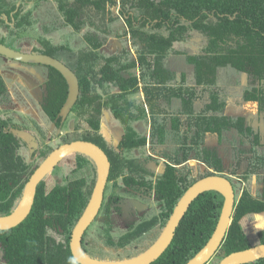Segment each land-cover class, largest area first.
I'll return each mask as SVG.
<instances>
[{
    "label": "trees",
    "instance_id": "16d2710c",
    "mask_svg": "<svg viewBox=\"0 0 264 264\" xmlns=\"http://www.w3.org/2000/svg\"><path fill=\"white\" fill-rule=\"evenodd\" d=\"M16 1L0 0V20L8 26L7 20L11 22L12 18L24 25H34L45 18L55 23L52 27L47 26L49 31L55 30L60 22L64 27L84 30L88 49H76L70 42L43 40L48 50L55 54L60 48V59L79 77L80 94L71 110L72 119L83 120L98 130L104 111L108 110L111 116L127 125L126 138L135 139L130 134H134L133 124L141 121L148 123L150 115L161 142H165L164 137L169 130L165 119V125L158 127V101L164 95L170 97L176 94L182 105V113H190L193 160L222 170V157L217 155L216 150L201 149L200 143L208 133L217 134L223 141L226 133L232 137L233 128L237 129L233 117L220 113L219 77L234 71L253 75L264 82V0H54L57 2L56 9L45 13L41 11L45 9L42 2L49 0H37L33 9L26 10L25 5H17ZM115 7L119 8V15L114 12ZM52 11L57 16H53ZM123 21L132 36L139 35L140 39L134 40L133 52L125 44L121 49L108 52L105 47L112 37L126 35L122 28ZM116 29L123 34H117ZM194 35L202 38L203 46L198 53L186 55L193 81L175 89L170 85L175 75L168 66H164L165 62L168 63L176 44ZM101 49L107 51L109 57L100 54ZM179 54L183 53L177 51L174 56ZM50 70L55 87L53 110L56 111L67 99L68 84L59 71L53 67ZM0 79V89L3 90V77ZM205 94L211 102L198 109L195 101ZM246 99L258 101L264 110V87L258 95L249 93ZM179 119L173 120L172 127H178ZM78 139L90 140L100 146L104 143L98 132L93 135L90 131H75L65 136L64 142ZM251 140L252 143H259L258 136ZM132 141L137 142L124 146L135 149L145 145L137 138ZM78 157L89 160L84 155ZM186 159L187 155L184 157ZM126 166L132 173L147 171L137 163ZM95 167L87 176H66L64 186L60 187L59 199L57 194L47 199L46 218L45 213L34 209L19 225L0 230V264H80L71 252L70 237L88 203L96 180ZM168 172L161 188L173 190L178 178L174 168ZM214 173L205 171L199 175L193 174L191 182L193 184ZM189 186L184 185L183 192ZM247 199L241 200L236 217L264 209L258 201ZM18 200L19 197L14 205L0 208V214H10ZM223 201L224 196L216 190L200 194L191 203V225L187 229L183 226L182 232L178 233L181 239L177 238L159 259L150 264H186L211 238ZM53 222L60 225L59 243L50 229ZM184 230L188 232V238H184ZM225 238L220 247L225 254L250 246L236 221L231 223ZM172 253H175V260L171 259ZM245 264H264V258Z\"/></svg>",
    "mask_w": 264,
    "mask_h": 264
},
{
    "label": "flooded vegetation",
    "instance_id": "af4514ba",
    "mask_svg": "<svg viewBox=\"0 0 264 264\" xmlns=\"http://www.w3.org/2000/svg\"><path fill=\"white\" fill-rule=\"evenodd\" d=\"M25 1L26 0H17L16 4L25 5L24 10H26L31 0ZM12 20L11 22L7 20L9 26L2 23L0 20V32L6 34L8 41L19 40V37L28 40V33L27 36H24L22 30H17L15 28V30H13L11 26L12 22L18 20L13 18ZM23 26L24 25H22V27ZM120 33L121 35L123 34L121 31ZM124 38L125 37L122 36L119 39L123 40ZM43 40H45V38H42L38 45L35 44L36 46L30 51L22 50L25 49V46H31L27 43L31 42L34 45V43L29 40L21 49L15 48V50L22 53L47 54L60 61V48L57 49L58 51L55 54L52 50H48ZM53 42L60 43L56 40ZM86 48L88 49L89 47ZM1 57L4 62H0V77H3L5 88L3 90L0 89V208L14 205L17 197H19L11 213L18 207L26 184L49 155L56 150L61 143H67L64 142L65 136L68 137V135H72L75 131H90L93 135L98 132L104 142L101 147L107 153L111 166L104 190L101 209L92 222V224L96 222L98 225L93 229L91 224L85 230L82 236L83 250L97 259L113 261L132 259L147 252L149 248L164 236L166 228L175 213L176 206L186 192V190L184 192L182 190L184 185H192V157L194 152L192 149L193 130L190 113H182L179 115L180 119L177 122L179 124L177 128L174 126L172 127V122L171 124L169 121L166 122V127L169 132L165 134V142H161L160 135H158L155 129L156 125L152 122V116L148 115V123L144 121L139 123L135 122L133 124L134 134L130 132L131 138L144 141L145 145L135 149L127 147L124 146V144L133 143L135 145V142H137L132 141L135 139L126 138L127 125L120 126L114 133L112 132L111 126L101 129L102 121L105 120L110 124L112 120H117L110 115L108 110L104 111L101 125L98 130H95L91 124L83 120L69 119L71 111L68 116L62 120L60 116L62 106L56 111L53 110L52 100L55 98L53 96L55 87L53 79L51 78L50 67L52 66L30 61L24 62L9 58L0 53V59ZM7 59L14 62V67L30 66L29 72L36 76L34 81L31 80L32 78L30 79L32 82L30 86L33 87L29 90L31 95L29 94L27 97L21 95L18 99L12 96L9 84L7 83L8 80L12 79V76L9 73H3L4 63H6ZM37 65L44 66L45 69L40 70L37 68ZM247 75L250 76V82L240 87L233 95L231 101L227 98V93L225 94L223 91V94H221V90L225 87L221 85L218 86V96L220 104H222V111L220 113L233 117V113H228L231 109L229 102H232V110L237 109L235 112L241 119H245V125H247L246 121L253 117L251 114H247L244 111L247 104H257L259 113H264L258 101L246 99L249 93L258 95L260 89L264 87V82L259 81L258 78L253 75ZM30 86H28V88ZM39 87H41L42 93L33 94L32 92ZM176 102H179L180 108H182L181 102L179 100ZM16 113H20L21 116L17 118L15 116ZM236 120L237 119H234L237 128H233L235 130L234 136L231 137L230 134L226 133V139L224 141L219 140L217 145L211 141L200 143L201 149L216 150L217 155L222 157V170L212 169L203 162H201V164L204 166L206 172L219 173L226 176L232 182L235 191V208L232 215V223L236 221L240 226L250 244V246L247 247L249 248L264 243V227L258 229L257 238L254 237V241H252L249 239L243 221L247 217L264 214V209L255 213L245 214L241 217H236V209L241 200L245 198L258 201L261 203L260 205L264 206V153L262 152L263 148H261L264 146V137L263 131L260 129L263 122L262 120L253 121L255 128L247 127L241 132ZM82 122L85 123L83 127L80 126ZM65 123L66 127L64 128ZM157 124L158 127H160L159 122H157ZM163 125H165L164 122L162 123V126ZM248 130L251 131L248 133ZM109 131L112 132L111 135ZM255 136L259 138L258 144L251 142V139H253V141L255 140ZM163 147L171 148L162 151ZM74 154L76 156L72 167V169H74L70 171L67 176H87L93 171L92 168L96 166L94 161L88 156L89 160L78 157V155L83 154ZM185 155L188 156L186 160H184ZM117 159H119L120 166L118 165ZM130 163L141 164L147 171L132 173L131 169L126 166ZM87 168L89 169L87 170ZM172 168L175 169V176L178 178L174 185V189H162V183L167 179L169 175L168 171ZM95 171L97 179L96 167ZM65 179L66 176L63 164L58 161L37 184L35 200L30 214L34 209H38L42 213H45L44 217L46 218L47 199L54 197L55 194H57L59 199L60 187L64 186ZM94 185L95 183L92 185L89 199L93 192ZM240 188L241 193L238 196ZM37 201L39 202L38 204ZM192 215L193 212L190 205L175 229L174 236L168 245L169 248L177 238L181 239L178 233L182 232V227L185 226L187 229L191 225ZM50 229L53 230V236L59 243L60 225L57 222H53L51 223ZM183 236L184 238H188V232L186 230L183 231ZM168 247L157 259L169 249ZM95 249H98L100 253ZM220 251H223L222 248ZM175 253H172V260H175ZM180 254H182V251H180ZM226 255L228 254L223 253L221 259Z\"/></svg>",
    "mask_w": 264,
    "mask_h": 264
},
{
    "label": "water",
    "instance_id": "95a60500",
    "mask_svg": "<svg viewBox=\"0 0 264 264\" xmlns=\"http://www.w3.org/2000/svg\"><path fill=\"white\" fill-rule=\"evenodd\" d=\"M0 53L9 58L20 61H30L49 65L57 69L68 84V96L60 110V116L64 120L77 102L80 94V83L77 74L61 60L42 53H22L0 42ZM79 153L91 158L97 169V179L93 192L78 222L71 233L70 247L73 257L80 264H150L156 260L170 244L175 229L177 228L185 211L191 203L202 193L216 190L224 196L221 213L215 230L197 254L186 264H208L218 253L227 231L232 223V215L235 208V191L232 182L224 175L215 173L195 181L179 200L175 213L166 228L164 236L157 241L147 252L128 260H103L90 256L83 250L82 236L85 230L92 224L98 215L104 198V190L110 173V160L105 150L90 140H72L61 143L42 165L34 172L26 184L22 199L18 207L8 215H0V230H7L22 223L30 214L36 194V186L44 178L58 161L67 156ZM196 163V160H193ZM264 258V243L249 248L234 251L220 259L218 264H245Z\"/></svg>",
    "mask_w": 264,
    "mask_h": 264
},
{
    "label": "rangeland",
    "instance_id": "374dc122",
    "mask_svg": "<svg viewBox=\"0 0 264 264\" xmlns=\"http://www.w3.org/2000/svg\"><path fill=\"white\" fill-rule=\"evenodd\" d=\"M37 3V0H31L29 2L28 8L33 9L35 6V4ZM42 4L44 5L45 9L41 10L44 13L48 12L49 10L51 11L52 9H56L55 7L57 6V2H55L54 0H49L48 2H42ZM35 15V13H34ZM52 15L53 16H57V14L55 12L52 11ZM123 24V23H122ZM22 22L19 21H14L12 22V27L13 30L17 29V30H22L23 35L27 36L28 33V40L32 41L34 43V45L30 42L27 43V39L23 38L21 39L19 37V40L16 41H8L6 34L0 32V40L2 43L6 44L7 46L13 48V49H21L23 45H25V43L30 44L31 46H25V49L22 50H26V51H30L32 50V48L34 46H36L35 44L38 45V43H40L39 41L42 38L48 39V40H52V41H59V42H64V43H68L70 42L71 45L76 48V49H81L82 47H86L88 44L84 39V30L81 31H76L74 30L72 27L68 26V27H64L63 25H61V22L58 23V25L56 26L55 30H51L49 31L47 29V26L52 27V25H55V23H53V20H48L43 18L42 20L40 19L38 21L37 24L34 25H24L22 27ZM15 28V29H14ZM122 28H124V30L126 31V35L124 37H126L125 39H120L124 44L129 45L133 48V43L134 40H139L140 36H132V34L128 31L127 26H122ZM48 31V32H46ZM120 31L119 29H117V32ZM44 32H46V35L44 34ZM137 34H141V33H137ZM14 37V36H13ZM12 39V38H11ZM10 39V40H11ZM27 40V41H25ZM112 41L110 42L109 45H106V49H110L111 45H112ZM119 41V40H118ZM110 46V47H109ZM203 46V41L202 38L199 36H192L190 37L187 41L180 43V44H176L174 46V52H172L170 54V56H174L176 54L177 51L183 52V54H179L176 57V60H174V62L172 63V67L170 65H168V63L165 62V65L172 68L171 70H169L170 72H173V74L175 75V79L172 81V86H178L181 81H180V76H179V67L185 66L188 67L187 65V61H186V55H190V54H195L199 52V49ZM120 47V45H119ZM107 51L105 50H100V54L109 57V55L106 53ZM111 52V51H108ZM179 58V59H178ZM2 59V60H1ZM0 62H4L3 58L1 57ZM13 61H10L7 59L6 63H4V69H3V73L7 74L9 73L12 76V79L8 80L7 83L9 84V89L10 92L12 94V96L16 97L17 99L20 98L21 95H23V97H27V95H29V90L32 89L33 87L30 86V84L32 83L30 81L31 80H35L36 76L35 74H31L30 71V66H20V67H14L13 66ZM37 68L42 70L45 69L44 66H40L37 65ZM165 68V67H164ZM168 71V70H167ZM42 72V71H41ZM43 73V72H42ZM229 73H231L230 75H228V79L225 80L226 83H228V88L223 89L224 93H227V98L231 101L233 98V95L240 89V87H242L243 85L247 84L250 82V76L245 74V73H241V72H234V71H229ZM220 80L224 79L223 76L219 77ZM39 83V81H38ZM28 86H30L28 88ZM200 89V88H199ZM33 94L36 93H42L41 91V87L37 88L36 90H34L32 92ZM31 95V94H30ZM175 97V94L173 95ZM232 96V97H231ZM229 104L231 105V109L230 111H228V113H233V121L234 119H237V123L239 125L240 131L242 132L244 129H246L247 127H253L254 123L253 121H258V120H262V122L264 123V113H259L258 111V105L257 104H252V105H246V108L244 109L245 113L247 114H251L253 117L249 120L246 121L247 125H245V119H241V117L235 112L237 109H233V103L229 102ZM38 108V107H37ZM39 109V108H38ZM134 114V113H133ZM109 115V114H108ZM15 116L17 118H19V116H21L20 113H16ZM237 116V117H236ZM69 119H72V115L70 114ZM24 121H27L25 119H22ZM262 123V124H263ZM83 125H85L84 122H82L80 124L81 127H83ZM111 126L112 127V132L114 133L115 130H117V128H119L120 126H125V123L123 124L122 122L118 121V120H112L110 122V124H108L105 120L102 121V126L101 129H104L105 127ZM66 127V123L64 125V128ZM260 129L263 131V137H264V125H262L260 127ZM111 131H109V134H112ZM71 134V133H70ZM212 136V135H210ZM212 137H216V136H212ZM207 141H211L214 142L213 138L211 137H206ZM171 147H163L162 151L164 149H168ZM261 148H263V153H264V146H262ZM75 154H71L69 156H67L65 159H63L61 162L63 164L64 167V173L65 176L68 175V173L70 171H72V167L74 164V160H75ZM235 158V157H234ZM193 174L199 175L201 173L205 172L204 166L199 163H193ZM89 168H87L88 170ZM242 188V186H241ZM241 188L238 191V196L241 193ZM97 223L94 222L92 224V228H96L97 227ZM243 225L246 228V232L248 233L249 239H251L252 241H254V237L257 238V231L258 229L264 227V214L261 215H255V216H251V217H247L244 221H243ZM97 252L98 249H95ZM100 253V252H99ZM223 255V251H219V253L208 263V264H218V262L220 261L221 257Z\"/></svg>",
    "mask_w": 264,
    "mask_h": 264
},
{
    "label": "crops",
    "instance_id": "0c3cea01",
    "mask_svg": "<svg viewBox=\"0 0 264 264\" xmlns=\"http://www.w3.org/2000/svg\"><path fill=\"white\" fill-rule=\"evenodd\" d=\"M114 12H115V8H114ZM119 12V8H118V10H117V13ZM123 24H122V26H124V25H126L125 24V22L123 21L122 22ZM117 30V29H116ZM120 30H122V28L120 29ZM84 33V32H83ZM116 33L118 34V33H120V32H117L116 31ZM196 36V35H195ZM111 40H113L112 41V45H111V48L110 49H106V50H108V51H110V50H112L113 52L114 51H116V50H118V49H121L122 48V46L124 45V43L118 38V37H112L111 39H110V42H111ZM119 40V41H118ZM110 42H109V44H110ZM108 44V45H109ZM120 45V47H119V45ZM183 53V52H182ZM185 56H186V54H185ZM176 57L177 56H169V58H168V65H170L171 67H172V63L174 62V60H176ZM167 63V62H166ZM189 63L187 62V65H188ZM164 66H166V65H164ZM170 70L172 69V68H170V67H168ZM178 70H179V76H180V81H181V83L182 82H185V83H182V85L181 84H179L178 86H175V87H173L171 84V86L173 87V88H175V89H177L178 87H182V86H184L183 84H188V83H191L192 81H193V78H192V75H191V72H190V66L188 65V67H185V66H182V67H179L178 68ZM231 73H227V75H224L223 76V78L224 79H222V80H220L219 81V84H218V86L219 85H221V86H223V87H225L224 89L226 90V88H228L229 86H228V83H226L225 82V80L226 79H228V75H230ZM217 86V87H218ZM172 96H170V97H168V96H166V95H164L163 97H161L160 99H159V101H158V109H160L159 110V115H158V119H157V122H159V125H160V127L162 126V123H163V121H164V119H165V122H170V124H171V122L173 123V120H175V119H177V118H180V114H182V111H181V108H180V105H179V102H176L177 100H178V97L176 96V94H175V97L173 96L174 94H171ZM210 101V98L205 94L204 95V97L201 99L200 98V100L199 99H197L196 101H195V105L196 106H198L199 108L198 109H201V108H203V106L206 104V103H208ZM161 122V123H160ZM263 125V124H262ZM210 135H212V136H216V137H212V136H210ZM206 137H211V138H213V140H214V143H215V145H217V143H218V141L221 139V137H220V139H219V136L217 135V134H210V133H208L207 135H206ZM206 137L202 140V142L201 143H203L204 141H207L206 140ZM224 141V140H223ZM194 163V162H193Z\"/></svg>",
    "mask_w": 264,
    "mask_h": 264
},
{
    "label": "clouds",
    "instance_id": "9594fccd",
    "mask_svg": "<svg viewBox=\"0 0 264 264\" xmlns=\"http://www.w3.org/2000/svg\"><path fill=\"white\" fill-rule=\"evenodd\" d=\"M117 10H118V7H115V13L119 15V12L117 13ZM119 32H120V31H119ZM125 38H126V37H125ZM125 38H124V39H125ZM130 47H131V46H130ZM131 51H132V52L134 51L132 47H131ZM70 238H71V237H70Z\"/></svg>",
    "mask_w": 264,
    "mask_h": 264
}]
</instances>
